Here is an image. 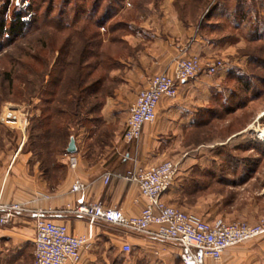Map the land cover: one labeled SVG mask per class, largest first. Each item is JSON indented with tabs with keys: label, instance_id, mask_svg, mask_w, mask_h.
I'll return each mask as SVG.
<instances>
[{
	"label": "crops",
	"instance_id": "0c3cea01",
	"mask_svg": "<svg viewBox=\"0 0 264 264\" xmlns=\"http://www.w3.org/2000/svg\"><path fill=\"white\" fill-rule=\"evenodd\" d=\"M159 1L142 0L138 12L131 14L129 30L120 33L121 46L115 45L116 49L110 50L116 61L107 73V83L114 86L111 94L104 99L100 111L89 117L88 125L74 126L69 131V142L73 139L75 146L72 154L77 159L75 170L68 168L64 153L57 160L66 164V168L51 173L48 168L45 174L32 151L24 148L21 122L26 120L28 124L35 114L27 115L29 119L18 118L15 127L9 126L12 130L7 135L0 132V215L3 207L10 204H21L32 211L51 209L56 213L50 219L65 225L71 234L84 236L88 233L87 218L59 213L73 206L77 199L70 192L75 180L86 186L85 203H100L105 208L120 210L127 217H135L145 202L136 184L124 176L134 168L166 161L175 165L176 174L162 201L182 211H198L197 194L205 189L199 183L200 178L217 174L215 167L223 159L207 155L213 146L191 143L189 135L194 134L195 141H199L200 134L209 130L214 98L229 94L224 88L226 76L221 71L215 76L203 72L178 83L176 97L160 100L155 121L144 126L137 143L123 141L124 124L138 92L147 87L154 75L164 71L171 74L174 59L185 51L184 55L197 56L202 63L214 58L226 46L225 38H219L218 34L226 27L239 31L245 23H230L218 11L207 15L209 8L220 0H213L198 19L184 18L178 0ZM153 4L157 7L151 8ZM234 163L251 173L256 160L230 159L229 164ZM105 174L111 175L107 185L102 180ZM194 198L193 203L188 201ZM194 216L206 222L221 220L210 215ZM91 236L90 248L82 252L79 264H181L180 249L175 243L126 232L100 221L93 223ZM34 237L32 213L20 214L0 226V264H31ZM124 245L130 246L129 253L122 252ZM206 264H264V235L227 249L219 262L207 260Z\"/></svg>",
	"mask_w": 264,
	"mask_h": 264
},
{
	"label": "rangeland",
	"instance_id": "374dc122",
	"mask_svg": "<svg viewBox=\"0 0 264 264\" xmlns=\"http://www.w3.org/2000/svg\"><path fill=\"white\" fill-rule=\"evenodd\" d=\"M64 1L52 0L53 12L50 18L58 15L57 13L63 7ZM86 1L87 5L83 6L86 14L91 13L96 18H101L108 8L113 9V13L116 14L115 18L111 20L123 19L129 22L131 14L138 12L137 8L142 0ZM151 1L153 3L157 0ZM31 2L34 8L42 2L40 12L35 9L29 12L30 15L28 16L32 17L36 14L37 16L38 14L42 15L47 5L50 4V0H0V16L5 5H7L6 18L8 20L11 17L13 8L25 10ZM71 2L72 5L75 4V0H71ZM158 2L160 1L158 0ZM72 5L67 6L66 9L70 10L73 7ZM260 5L264 7V0H246V6L253 11L259 10ZM154 7H157V5L153 4L151 8ZM140 14L142 16L143 12H140ZM201 14L200 11L196 12L195 17L198 18ZM259 14L264 17V10H260ZM252 16L254 17V14ZM38 25L42 27L43 35L38 31L32 32L31 30L23 39L16 41V44L9 47L5 46L3 49L0 48V121L1 117L3 118L9 112L19 119H29L27 115L32 114H35L34 117L36 118V111L40 106L37 97L39 91L35 95L31 93L33 92L32 84H36L38 64L28 59L27 69L25 70H22L16 64L22 53L28 52L30 56H33L41 51L40 46L44 40L49 43V39H52V41L55 39V34L47 26L46 21H40ZM98 32L103 43H106L109 37L106 28L98 29ZM220 33L218 37L225 38L226 46H223L222 53L215 55L214 58L224 64L221 74L225 75L226 78L231 74L234 78L241 77L243 79L240 83L232 79L224 84V88L228 92L231 90L237 91L236 94H238L241 107L226 115L222 120H213L209 130L200 134V142L195 141L194 134L189 135L191 143L213 146V149L207 155L222 158L223 161L215 167L216 171H219L217 174L201 176L199 183L205 189L197 194L198 211L190 213L184 209L183 212L202 218H205V215H210L226 223L245 221L256 224L264 219V137L260 135L261 133L264 134V39H255L256 35L250 33L249 24L242 26L239 31L226 27L224 32ZM48 50V53L46 51L47 55L44 52L43 54H45V57L49 56L48 71H50L57 54L55 53L51 59V49ZM19 76H23V78H19ZM24 80H26L27 85H25ZM245 81L248 82L249 89L243 92L242 87H244ZM48 86V84H44L45 89H48ZM105 87L108 92H111L114 88L113 85L110 86L108 83ZM30 123L31 118L25 129L21 131L25 142H27L29 136ZM9 126L3 125L1 121L0 132L7 135L12 130ZM12 126L15 127L16 125ZM14 131L16 129H13ZM220 144L222 146H219ZM215 145L218 146L214 147ZM233 158L235 160L255 159L256 163L252 166L253 171L251 173L245 172L241 170L242 166L235 163L230 165V159ZM188 201L193 203L195 198Z\"/></svg>",
	"mask_w": 264,
	"mask_h": 264
},
{
	"label": "trees",
	"instance_id": "16d2710c",
	"mask_svg": "<svg viewBox=\"0 0 264 264\" xmlns=\"http://www.w3.org/2000/svg\"><path fill=\"white\" fill-rule=\"evenodd\" d=\"M212 1L178 0V3L184 18L194 19L196 12L203 13ZM41 3L34 8L31 2L25 10L13 8L8 20L6 18L7 5L3 7V13L0 16V40L2 42L0 48L16 44V41L23 39L31 30L43 35V29L38 25L40 21H46L47 26L55 34L53 41L49 39V43L46 42L47 40L41 43L40 52L33 56H30L28 52L22 53L16 64L22 70L27 69L28 59L38 64L36 84H32L31 94L35 95L39 91L37 96L40 103L39 115L31 119L29 136L24 148L32 151L44 173L48 168L51 173L53 170L63 171L66 168V164L57 159L66 152L71 137L69 132L71 127L88 125L91 122L89 117L100 111L104 99L111 94L105 87L107 73L116 65L110 50L121 46L119 35L127 32L130 26L123 19L111 20L116 15L113 11H106L101 18H96L91 13L86 14L83 9V6L87 5L86 0H75L73 5L71 0H65L58 15L53 18H50L53 12V3L50 0V4L47 5L42 15L37 16L36 14L24 20L30 15L31 10L35 9L40 12ZM70 5L73 7L67 10L66 7ZM260 6L259 10L253 11L246 6L245 0H220L209 8L207 15L211 11H218L224 14L230 23L239 21L249 24L250 33L256 35L255 39L262 40L264 39V17L259 14V11L264 10V7ZM201 25L204 26L203 23ZM101 28H106L109 35L106 43H103L98 32ZM48 49H51V59L55 53L57 54L50 71H48L49 56H44L46 51L48 53ZM232 79H235L237 83L243 81L241 77L234 78L231 74L227 76V81ZM24 82L27 85L26 80ZM245 82L242 87L243 92L249 89L248 82ZM44 84H48L49 88L45 89ZM228 93L227 97L220 95L214 98L211 109L213 120H222L226 115L241 107L237 91L231 90ZM51 176L53 177L52 174Z\"/></svg>",
	"mask_w": 264,
	"mask_h": 264
},
{
	"label": "built area",
	"instance_id": "2783aa9c",
	"mask_svg": "<svg viewBox=\"0 0 264 264\" xmlns=\"http://www.w3.org/2000/svg\"><path fill=\"white\" fill-rule=\"evenodd\" d=\"M185 53L186 51L181 57L174 59L171 74L164 71L154 75L147 87L138 92L124 124V142L131 144L140 140L144 126L155 121L160 100L176 97L178 83L191 80L203 72L208 76H215L224 68V64L218 59L211 58L203 64L199 57L186 56ZM17 119L11 112L1 117L2 124L6 126L17 124ZM21 124L25 129L27 121L24 120ZM64 156L68 168L75 170L76 157L66 152ZM175 174V165L170 161L147 168H134L126 173L124 179L136 184L139 195L145 202L140 214L135 217H127L120 210L105 208L100 203H85L83 193L86 186L75 180L70 192L77 195V199L73 206L59 213L87 218L88 233L84 236L73 235L65 225L50 219L49 216L56 213L55 211H32L21 204L3 207L0 226L12 222L20 214L32 213L35 237L31 264H79L82 252L90 248L91 229L96 221L140 236L177 244L181 264H206L207 260L219 262L227 249L264 235V219L256 224L245 221L226 223L222 220L206 222L166 205L162 196L171 189ZM110 179L111 175L105 174L102 180L107 185ZM130 251L129 245L122 247V252Z\"/></svg>",
	"mask_w": 264,
	"mask_h": 264
},
{
	"label": "water",
	"instance_id": "95a60500",
	"mask_svg": "<svg viewBox=\"0 0 264 264\" xmlns=\"http://www.w3.org/2000/svg\"><path fill=\"white\" fill-rule=\"evenodd\" d=\"M66 153L67 154H74L75 153V146H74V140L73 139L70 140L68 147L66 149Z\"/></svg>",
	"mask_w": 264,
	"mask_h": 264
},
{
	"label": "bare ground",
	"instance_id": "6f19581e",
	"mask_svg": "<svg viewBox=\"0 0 264 264\" xmlns=\"http://www.w3.org/2000/svg\"><path fill=\"white\" fill-rule=\"evenodd\" d=\"M258 133L260 134L261 132H258ZM260 135H261L262 137H264V134L261 133ZM261 136H260V137H261ZM262 137H261V138H262Z\"/></svg>",
	"mask_w": 264,
	"mask_h": 264
}]
</instances>
